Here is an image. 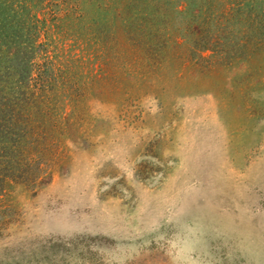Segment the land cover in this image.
Wrapping results in <instances>:
<instances>
[{"label": "rangeland", "instance_id": "374dc122", "mask_svg": "<svg viewBox=\"0 0 264 264\" xmlns=\"http://www.w3.org/2000/svg\"><path fill=\"white\" fill-rule=\"evenodd\" d=\"M33 11L32 52L1 60L28 163L0 264H264V0Z\"/></svg>", "mask_w": 264, "mask_h": 264}, {"label": "trees", "instance_id": "16d2710c", "mask_svg": "<svg viewBox=\"0 0 264 264\" xmlns=\"http://www.w3.org/2000/svg\"><path fill=\"white\" fill-rule=\"evenodd\" d=\"M36 1L0 0V71L3 67L2 58L9 61L5 68L7 74L12 75L15 70L10 62L18 58V52L22 54V57H26L28 52H32L33 43L39 33L37 17L33 11ZM32 35L33 37H31ZM0 97L2 100V96ZM5 102L4 104H6ZM7 111L3 117H0V189L8 179H21V171L26 170V167L21 168L28 163L23 156H16L15 142L11 139L17 136L16 125H13L16 113L7 114ZM23 138L24 136H20L15 140Z\"/></svg>", "mask_w": 264, "mask_h": 264}]
</instances>
